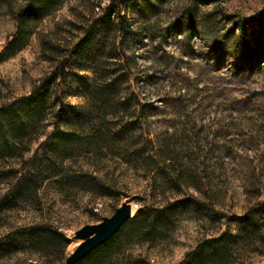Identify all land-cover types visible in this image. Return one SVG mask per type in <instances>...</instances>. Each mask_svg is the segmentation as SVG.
Masks as SVG:
<instances>
[{"label": "trees", "instance_id": "16d2710c", "mask_svg": "<svg viewBox=\"0 0 264 264\" xmlns=\"http://www.w3.org/2000/svg\"><path fill=\"white\" fill-rule=\"evenodd\" d=\"M65 1L0 0V14L13 19V29L0 49V64L26 49L49 63L28 92L11 96L0 88V262L27 253L15 264H65L68 237L59 227L43 217L11 224L2 221L1 214L26 201L41 212L44 184L67 196L77 190L110 195L112 184H106L96 169L64 165L70 152L79 149L87 154L107 150L117 160L143 169L149 187L139 199L136 214L73 264H150L146 257L133 255L129 245L136 241L157 246L168 241L175 219L182 215L200 217L209 224L219 220L213 205L215 177L199 158V130L193 117H185L178 133L167 132L152 146L143 124L145 110L154 111L157 106L150 100L142 102L129 90V82L136 83V76L127 66L121 46L127 32L120 7L136 0H109L100 13L95 11L98 2L92 4L86 23L79 22L76 33L60 36L52 17ZM46 20H51L50 25H44ZM108 30L115 33L109 40L110 50L122 53L91 56L92 47L104 42ZM83 70L92 73L88 83L79 73ZM70 82L83 95V105L66 99L64 86ZM34 143L39 146L26 157ZM70 143L76 146L72 149ZM46 146L50 147L47 151ZM261 212L263 219L259 218ZM230 216L234 232L215 229L173 264H264V260L249 261L252 253L264 256V198L247 205L242 214Z\"/></svg>", "mask_w": 264, "mask_h": 264}, {"label": "rangeland", "instance_id": "374dc122", "mask_svg": "<svg viewBox=\"0 0 264 264\" xmlns=\"http://www.w3.org/2000/svg\"><path fill=\"white\" fill-rule=\"evenodd\" d=\"M97 2L95 11L100 13L109 0L63 2L52 17L59 35L76 33L79 22L86 23L88 8ZM120 10L123 30L127 32L121 46L127 66L136 76V83L129 82V90L133 89L142 102L150 100L157 106L154 111L145 110L143 124L153 140L152 146L157 137L174 130L178 133L185 117H193L199 130V158L215 177L213 205L219 220L209 224L200 217L182 215L175 219L168 241L157 246L136 241L129 245L133 255L146 257L150 264H173L199 238L215 229L234 232L230 215H240L247 205L264 198V0H136ZM12 29V17L0 14V49ZM108 31L104 42L92 47L91 56L122 53L110 50L109 40L115 33ZM48 67L47 61L38 59L30 50L19 52L0 64L2 93L17 96L28 92ZM79 73L87 83L91 81L89 70ZM76 89L70 82L64 86V95L71 104L81 106L84 98ZM69 145L72 149L76 146ZM145 145L150 151V145ZM38 146L34 143L26 157ZM40 150L41 147L39 154ZM70 155L64 165L77 170L96 169L106 184H112L113 192L103 196L77 190L67 196L44 184L41 212L26 201L1 214V220L11 224L41 217L52 222L68 237L65 256L80 242L73 238L76 229L111 215L126 199L133 216L149 187L143 169L117 160L107 150L87 154L73 149ZM259 218L263 219L262 212ZM261 228L264 232V220ZM26 254H16L0 264H15ZM27 257L37 259L35 254ZM262 260L263 255L249 256L252 263Z\"/></svg>", "mask_w": 264, "mask_h": 264}, {"label": "water", "instance_id": "95a60500", "mask_svg": "<svg viewBox=\"0 0 264 264\" xmlns=\"http://www.w3.org/2000/svg\"><path fill=\"white\" fill-rule=\"evenodd\" d=\"M131 204L126 199L117 206L111 215L103 216L100 221L84 224L73 233L74 239H80L76 247L65 256V264H73L89 251L108 240L131 215Z\"/></svg>", "mask_w": 264, "mask_h": 264}, {"label": "bare ground", "instance_id": "6f19581e", "mask_svg": "<svg viewBox=\"0 0 264 264\" xmlns=\"http://www.w3.org/2000/svg\"><path fill=\"white\" fill-rule=\"evenodd\" d=\"M131 210H133V209H131ZM80 240V239H79Z\"/></svg>", "mask_w": 264, "mask_h": 264}]
</instances>
